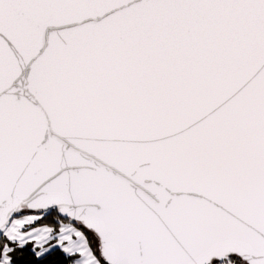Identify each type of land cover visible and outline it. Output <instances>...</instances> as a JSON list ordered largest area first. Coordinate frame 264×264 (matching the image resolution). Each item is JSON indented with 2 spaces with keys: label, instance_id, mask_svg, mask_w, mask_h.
<instances>
[{
  "label": "snow or ice",
  "instance_id": "1",
  "mask_svg": "<svg viewBox=\"0 0 264 264\" xmlns=\"http://www.w3.org/2000/svg\"><path fill=\"white\" fill-rule=\"evenodd\" d=\"M0 264H264V0H0Z\"/></svg>",
  "mask_w": 264,
  "mask_h": 264
}]
</instances>
